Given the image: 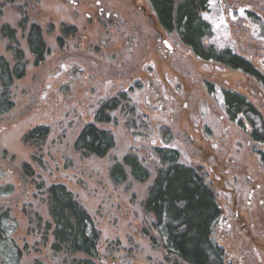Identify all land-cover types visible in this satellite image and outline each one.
<instances>
[{
	"label": "rangeland",
	"instance_id": "rangeland-1",
	"mask_svg": "<svg viewBox=\"0 0 264 264\" xmlns=\"http://www.w3.org/2000/svg\"><path fill=\"white\" fill-rule=\"evenodd\" d=\"M211 6L214 34L207 44L228 43L264 72V0H213ZM19 7L30 25L42 28L50 53L41 65L20 28ZM5 24L18 30L27 64L13 88L15 107L0 115V186L15 187L13 195L0 197V207L18 221L14 238L26 251L22 264H71L72 258L53 252L46 230L52 220L45 190L53 184L67 186L101 231L97 264H174L143 234V203L154 177L144 183L130 177L122 185L110 178L112 166L131 149L154 171L149 152L166 146L159 125L172 130L168 147L185 164L205 167L223 209L215 237L229 262L264 264V162L249 135L228 118L220 94L238 91L264 116V90L253 78L196 57L158 24L149 0H0V57L14 65L1 33ZM62 25L77 30L63 45ZM121 92H130L155 134L137 143L116 111L113 123H97L113 133L115 148L104 158L82 156L75 142L83 128L95 122L103 101ZM37 126L51 129L40 148L23 141ZM23 163L35 177L25 175Z\"/></svg>",
	"mask_w": 264,
	"mask_h": 264
},
{
	"label": "trees",
	"instance_id": "trees-1",
	"mask_svg": "<svg viewBox=\"0 0 264 264\" xmlns=\"http://www.w3.org/2000/svg\"><path fill=\"white\" fill-rule=\"evenodd\" d=\"M15 4L20 0H6ZM213 0H149L158 24L168 33H176L181 42L194 55L204 61L221 64L231 70L240 71L253 78L264 90V72L249 58L237 54L228 43L226 45L207 44L214 34L212 23L207 18L211 13ZM24 16L20 23L35 63L41 65L50 53L40 25L29 24V16L19 7ZM59 38L63 45L66 38L74 36L76 28L61 27ZM1 33L8 39L15 63L0 57V115L15 107L13 88L17 80L26 76L27 64L24 51L20 48L18 30L8 24ZM211 94L217 91L208 85ZM225 113L231 122L246 132L256 145L254 150L264 162V116L261 111L242 93L223 89L220 92ZM121 111L125 125L137 143H149L155 134V125L140 112L130 94L121 92L103 101L95 114V122L88 123L75 142V149L84 157H106L116 146L112 132L101 129L97 123H113L112 113ZM157 133L165 147H154L149 152L153 168L131 149L122 163L116 162L110 170V178L115 185L127 183L132 177L135 182L144 183L154 177L143 208L148 225L143 234L154 247L161 248L166 259L174 264H232L227 252L215 237L221 223L223 209L217 200L214 187L208 182V173L203 166L185 164L181 153L168 145L174 134L165 125H159ZM48 126H37L24 137L25 144L40 148L49 137ZM22 168L27 177H35V170L28 163ZM129 170V171H128ZM45 188L44 183L38 186ZM13 185L0 186V197L11 196ZM47 204L52 222L46 230L53 238L52 250L72 258L71 264H97L100 258L99 246L102 233L94 219L67 186L53 184L46 188ZM18 221L10 209L0 207V264H22L25 249L14 238ZM78 256H81L79 259Z\"/></svg>",
	"mask_w": 264,
	"mask_h": 264
},
{
	"label": "water",
	"instance_id": "water-1",
	"mask_svg": "<svg viewBox=\"0 0 264 264\" xmlns=\"http://www.w3.org/2000/svg\"><path fill=\"white\" fill-rule=\"evenodd\" d=\"M166 45L170 48V45L166 42Z\"/></svg>",
	"mask_w": 264,
	"mask_h": 264
},
{
	"label": "flooded vegetation",
	"instance_id": "flooded-vegetation-1",
	"mask_svg": "<svg viewBox=\"0 0 264 264\" xmlns=\"http://www.w3.org/2000/svg\"><path fill=\"white\" fill-rule=\"evenodd\" d=\"M101 12H103V9H101Z\"/></svg>",
	"mask_w": 264,
	"mask_h": 264
}]
</instances>
